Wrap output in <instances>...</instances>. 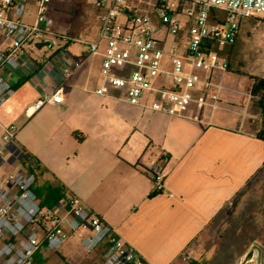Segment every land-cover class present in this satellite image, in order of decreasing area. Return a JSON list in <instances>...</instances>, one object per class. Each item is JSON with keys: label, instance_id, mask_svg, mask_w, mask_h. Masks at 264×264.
Returning a JSON list of instances; mask_svg holds the SVG:
<instances>
[{"label": "crops", "instance_id": "obj_1", "mask_svg": "<svg viewBox=\"0 0 264 264\" xmlns=\"http://www.w3.org/2000/svg\"><path fill=\"white\" fill-rule=\"evenodd\" d=\"M84 11L91 15L87 23ZM101 12L95 0L51 1L48 13L56 35L45 41L52 46L43 50L45 41L26 46L19 71L8 66L0 71L14 87L0 106V123L20 126L44 108L75 112L59 133L72 148L68 152H41L22 129L16 134L15 147L39 162L33 189L40 203L55 206L78 196L149 264H185V255L192 254L199 238L212 235L216 215L255 176L264 178V147L256 137L264 128L262 114L252 112L247 87L242 92L225 87L220 91L222 107L209 125L148 108L142 110L138 124L137 119H97L90 98L101 81L102 55L84 59V54L86 43L97 37L94 18ZM35 13L36 5L29 0L24 19L34 21ZM68 58L83 61L64 85L63 103L46 104L28 115L26 110L40 97L43 85ZM223 78L225 74L218 77L221 83ZM153 163L163 168L164 189L150 197L148 170ZM262 201L264 207V195ZM58 212L64 214L66 206ZM43 249L35 254L34 264L44 257ZM101 252L97 248L75 264H91ZM237 264H264V242L245 249Z\"/></svg>", "mask_w": 264, "mask_h": 264}, {"label": "built area", "instance_id": "obj_2", "mask_svg": "<svg viewBox=\"0 0 264 264\" xmlns=\"http://www.w3.org/2000/svg\"><path fill=\"white\" fill-rule=\"evenodd\" d=\"M29 0H0V71L21 69L25 47L56 35L48 13L52 0H33L35 19H24ZM103 12L94 19L96 39L86 43L84 59L101 53V81L96 93L131 105L209 125L225 89L218 77L229 71L226 50L235 44L244 19H264V0H95ZM91 18L84 11L85 23ZM66 39L68 33L62 34ZM47 42L45 46L51 47ZM104 44L103 49L100 46ZM83 60H71L50 77L30 115L46 104L63 103L66 81ZM14 93L0 75V106ZM246 94H250L247 88ZM0 264H34L40 247L58 252L65 239L82 232L87 252L101 248L91 264H149L91 212L78 196L42 205L33 189L39 162L16 148L19 130L0 123ZM9 151V152H5ZM151 191H163L164 171L149 168ZM66 206L60 214L59 208ZM185 259V257H183Z\"/></svg>", "mask_w": 264, "mask_h": 264}, {"label": "rangeland", "instance_id": "obj_3", "mask_svg": "<svg viewBox=\"0 0 264 264\" xmlns=\"http://www.w3.org/2000/svg\"><path fill=\"white\" fill-rule=\"evenodd\" d=\"M42 49L46 50L47 46ZM226 53L229 71L222 79L224 87L242 92L246 87L249 89L250 76L264 78V21L255 18L244 19L240 24L235 44L227 48ZM92 95L90 100L93 102L95 116L101 121L125 118L137 119L138 124L142 110L146 109L120 102L113 97L101 96L96 91ZM256 100L257 98H251V110L258 116L261 113ZM74 116L75 112L71 110L57 113L44 108L17 126L22 129L26 139L41 152H68L72 148L60 138L59 133L60 128ZM263 195L264 178L258 174L216 215L210 226L212 235L206 239L200 237L199 242L193 246L195 249L192 254L187 253L183 262L237 264L245 249L263 244ZM80 233L70 234L58 252L43 249L44 257L38 264H75L76 259H87L90 253L82 248Z\"/></svg>", "mask_w": 264, "mask_h": 264}, {"label": "trees", "instance_id": "obj_4", "mask_svg": "<svg viewBox=\"0 0 264 264\" xmlns=\"http://www.w3.org/2000/svg\"><path fill=\"white\" fill-rule=\"evenodd\" d=\"M264 21V19H259ZM251 82L249 87L250 96L252 99L257 98V107L262 114L264 120V78L263 77H256L250 76ZM256 137L261 139L263 142L264 147V128L256 133ZM157 193L154 191L149 192V196L156 195Z\"/></svg>", "mask_w": 264, "mask_h": 264}, {"label": "water", "instance_id": "obj_5", "mask_svg": "<svg viewBox=\"0 0 264 264\" xmlns=\"http://www.w3.org/2000/svg\"><path fill=\"white\" fill-rule=\"evenodd\" d=\"M43 43V45H45L47 42H42Z\"/></svg>", "mask_w": 264, "mask_h": 264}]
</instances>
